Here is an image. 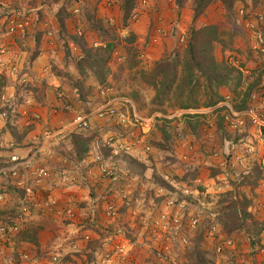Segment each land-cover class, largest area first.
I'll return each mask as SVG.
<instances>
[{
	"label": "rangeland",
	"instance_id": "rangeland-1",
	"mask_svg": "<svg viewBox=\"0 0 264 264\" xmlns=\"http://www.w3.org/2000/svg\"><path fill=\"white\" fill-rule=\"evenodd\" d=\"M193 1L194 0L189 1L191 7L193 6ZM0 3L7 5L10 9L14 8L15 10L19 11V13L26 15V18L30 23L29 14H31V12H28V10L34 7V0H10V2L8 0H0ZM234 6L238 24L236 26H238L239 31L234 32L231 29V22H229L230 19L227 20L226 10L223 6L222 0H214V2H212L207 7L204 14L197 20V26L199 27L203 26L204 24L211 25L219 23L220 27L218 30L222 43H218L215 46L213 54L218 61L226 60L229 62V64L242 72V86L239 90L244 94V92H246L248 88L252 87L251 98L248 105L252 107L256 113L263 116L264 118V53H262L258 49H255L254 42V33L258 30H261L262 32V28L264 27V0H237ZM30 27L31 23L29 25V29ZM262 33L264 35V31ZM238 34H240V36ZM103 36L105 35L103 34ZM28 37L29 33L26 39H28ZM241 37H243V40L241 42L243 44H246V48L239 41L241 40ZM187 39L188 36L183 42L181 51H185L187 47ZM0 45H8L10 47H12L13 45H15L16 47L18 46L17 41L12 39L0 40ZM16 50L18 51V48ZM16 50L13 49V51L17 53ZM23 50L30 52V54L31 52L34 53V47L29 43V41L24 45ZM17 56H19L18 53ZM29 58L30 57L24 60L23 69L15 74V76L10 75L9 77H4V82L7 86L17 85L19 89L11 88L10 91H7L9 93H6V91L3 90L4 95H0V113L2 111L6 112V108L7 110L11 109L12 111L18 110V108L13 105V101L15 98L21 97L20 101L26 100L25 96L30 93L29 91H31L34 95V75H31V69L28 71V65L30 61ZM20 72L22 73V75H20ZM35 85H38V83H35ZM14 90H16L17 93ZM59 92L63 93L64 91L60 89ZM225 94L230 95L233 98L235 97V95H231L232 93L230 94V92H226ZM230 96H226V101H228L229 103L231 101L232 103L233 98H231ZM200 98L204 99L201 97V95ZM236 102L240 103V101ZM231 105H233V103ZM47 111L49 112V110ZM167 111L170 113L167 116L165 115L167 118L161 117L159 119V117H156L154 119V124L157 121V123H159L161 126L163 124V121L167 120L168 124H171L170 126L177 128V131L179 128L183 129L182 125L179 128L177 126L181 123V120L180 114L176 113L180 112L172 110L171 108H169V110ZM203 111H207V109L202 108L198 110L199 113L195 114H205ZM50 112L48 113V116L51 115ZM175 114L179 115V117ZM207 114L215 117L213 119L215 121V124L211 125L210 123H208L210 121H205L204 119L202 128L204 130L203 133H205H202L199 138H194L195 136L184 138V136L181 135L180 137H178L179 140L173 139L165 143L163 141V151L158 150L150 145L151 142L147 141V137L144 144H138L135 149H143L144 151H141L140 153L142 157L138 154V152L136 156L138 155L142 159V161L145 160L147 164L153 163L155 166V170L153 169L152 173L146 170L142 177L128 174L127 170H125L124 162H122L121 159L111 158L112 154L110 155L109 159H107V157L104 158L101 156V158H99V155H95L93 153V156L91 155V162H93V166L95 165L96 167V173H93L92 177L95 182L89 186H96L99 184L100 187L98 189L101 192H96L93 196L95 198L91 197L92 192H89V189L85 190L82 188V186L85 185L83 184V182H85V180L88 178V170L85 172L84 167L79 166L80 163L75 164L73 163L71 158L68 157V153H71L70 144L66 140L65 142H63L64 137L68 132H64L63 134L58 135V132L62 130V126L65 122L64 113L57 112L55 115H51L49 119L43 114V116L41 115V119L39 121H36L38 123L35 122V128L37 129L36 133L39 134L35 139L36 143L34 144V133L31 134V130H34L33 124V127H30L31 130L27 136V138L30 136V138H28L29 140L27 138L25 139V141L27 140L28 142H32L30 143L31 145H28V143L26 145L32 147V152L27 157H25L24 160H27L29 157H32L35 154V158L33 160L34 178L32 173H26L24 171L20 172L18 179L3 178L0 181V188L4 192V195H6L5 201L0 204V208L3 207V205L5 206L7 203H9V206L11 205V207L14 206L15 202L12 198V195L7 194L8 189L11 188L9 187V185H12L14 188H16V192L12 193L13 196L15 197L16 195L15 198L21 197L15 215V217L18 218L17 224L19 226L24 224V227L27 228V235L25 237L31 239L34 238V213L39 216L38 218H41L42 222L39 220L41 224L48 225L50 223L48 222L50 220L48 219L50 213H48V210H44V207L41 204L37 205L38 202L46 199L49 196H53L57 203L56 207H58L59 200H61V196H63L62 194L64 193L66 194L68 192L77 191L79 194L90 196L91 198L86 204L84 203L81 205L80 202L82 201L75 200L67 202V206L74 209L76 217L75 219L70 220L65 216H62L61 219L57 220L59 222L57 224H59L61 230L64 228L69 229V233L74 232L77 235L79 234V237L81 239L89 243L90 239L92 238L88 236V234L85 235L79 233V230L84 233V230L86 228L95 227L97 225L98 227L96 229L100 231L99 235L101 241L106 242L108 241L110 234L114 238V236L117 235L118 230L121 229L123 230L122 239H126L128 242H130V244H132V246H129V250H131V248L135 250V259L137 258L141 263V261L146 262L147 258L151 259V257L154 255V250L152 249L153 246H156L157 243L156 240L154 241V237L150 234V227L148 226L149 223H152L153 221H157L156 227L160 226V221L157 216L160 213L158 212L162 209L163 211L166 210L165 205L163 204L164 201L162 200L163 197L160 196L161 193L158 189L161 188L160 182L164 179L171 184V187L173 189L176 190H174V194L172 196L176 199H180V201H184V203L186 204V208L184 211V214L186 215L185 219L196 217L198 218L199 224L195 232H193L192 234L193 241L189 244L188 248H186L188 244L186 246H182V244L179 243L180 241L177 238V235H168V241H165V243L166 245H169L171 249L167 253H164L167 254L166 258L156 257L157 255L153 257L157 264H200L201 261L199 257L194 253L196 248H198V243L200 244V250H203L206 254V260H209V258L211 260L215 259L216 264H229L230 262H232L233 264H244L242 263V260L243 257H246L247 255H249V258H252L251 260L249 259L250 261L248 260V263L264 264V249H259V245L256 244L257 236L252 232H247L248 234L245 235V239L248 245L251 246V249L240 251L239 248L235 246V248L233 249L225 250L224 253H217L215 250V248L220 245V239L226 237L231 238L234 236L233 232L239 230L241 223L236 220L233 213L234 198H238L242 202V204H250L255 200L253 199V196H261L259 203L257 202L258 208L260 207L264 210V183L256 189H253L252 187L244 183L246 172L242 171L243 168H246L247 170L251 169L252 172V170L256 168V164H259L257 160L255 162H252L253 160H248V158L246 157L245 160H243V162L241 163H235L234 161L231 162L232 158H227V154L232 151L234 143L233 145H226L225 143L219 142L217 152H209L205 153L204 155L209 158V155L210 157L215 156L220 150H222L221 156L226 159V164L224 166L225 170L224 167L211 168L214 170H218L219 172L214 175L215 179L208 180V182L203 181L205 182V185H208V187L206 186L207 188L205 189L207 190V193L206 191H203V193L197 189L193 190L190 188V186H184L183 184H179L176 182L177 176H186L185 173H183L179 169L181 168L182 164L187 162H189L190 164H195L196 160L194 159H196L197 156V154L194 153L195 150L197 152V149L200 148L199 146L202 145L201 147H203V144L209 146L206 142L207 139L203 137H206L207 134L212 132L209 130L214 126L216 127V122H218L219 117L217 112L215 111L214 113L210 112ZM141 116H143L144 118H152L150 115L145 116L141 114ZM206 120L211 119L206 118ZM94 121L92 122V125L94 124L96 126L97 124L99 126L98 128H95V130H97L98 132V135L100 134V137L101 135H103V138L105 139L118 138V140H115V142L117 141L118 146H120V143L131 144L133 141L136 142V137L140 135L139 130L134 128L135 130L129 138H122L125 130L116 126L114 123H112V121L109 122V120L106 119L102 120L103 122ZM18 123L20 124L21 122H14V124L20 127ZM24 126L25 128L29 127L26 125ZM99 128H102V130L99 131ZM111 131H117V137L109 135V132ZM242 131L246 132L247 134L246 143L249 145L248 147L255 148L256 150L254 149V151H258L257 153H260V151H262V145L264 144L262 140L264 139L260 133L259 128L253 126L250 122H248L246 124V127ZM228 132L231 131L229 130ZM47 135L50 136L49 140H46ZM228 135L229 133H225L224 137L230 138ZM158 137L162 143V135L158 134L156 140H158ZM105 139H103L102 141L103 146L107 144ZM210 139L214 142L217 141L216 139H218V137L214 136ZM119 140L120 142H118ZM49 142H56L57 144L51 145L49 144ZM146 146H149L150 150H145ZM236 149L240 151L243 148L240 147ZM61 150H63L65 155L64 153H61ZM157 151H159L158 154ZM113 155L115 156L117 155V153H114ZM67 157L71 162L67 159ZM55 158L57 160L59 158V161H57ZM101 163H103L107 168L114 170L118 177L116 181L111 183V181L107 179L100 167ZM118 163H120V165ZM260 163L264 165L263 162ZM62 165H64L65 167H63ZM42 167L47 168L48 174L47 176L42 177L41 181L38 183L35 174L37 173V169ZM200 168L201 167H199V169ZM220 168H222L223 171H221ZM155 174H157L156 176L158 177H155ZM56 175L58 178L56 177ZM146 182H152L154 185L152 184L151 187L150 184H146L145 187H142V183ZM172 182H175L178 186L174 185ZM28 188H32L34 192V200H32V206L30 205L31 208L30 211H28L29 213L24 214L22 211L23 205L26 202L25 198L27 196L26 191ZM249 190H252V194L247 192ZM109 199L110 202H113L117 206L118 214H125L124 219L121 218L123 220H117L118 215L116 217L109 218L104 214L107 205L105 203ZM161 200L163 203L160 205L159 203H161ZM230 206H232L231 209L229 208ZM123 208L125 209L122 211ZM64 209L65 208L60 210V212H62ZM79 210L84 212V215L81 219H79ZM8 212H10V210H7V213ZM93 213L95 214L93 215ZM102 213L104 215H102ZM212 214H214L213 217ZM5 217L7 218L8 216ZM259 217L263 218L261 216H258L257 218ZM54 220L50 221L54 222ZM144 222H148V225H146ZM213 224L217 225L218 230V233L215 236H211ZM80 226L85 227L83 229H79ZM143 229L145 230V232H143ZM124 232L126 233V236ZM170 232L171 231L169 230V234ZM200 232L203 234L202 238H200V236L198 235ZM253 239L255 241H253ZM251 240L253 241V244L251 243ZM254 244L255 246H253ZM5 245L6 246L3 245L2 255L0 257V262H2V264L14 263L17 258V254L21 252H28L30 253V255L35 257V254L32 251L18 250L16 248L17 245L14 246V243L11 245ZM109 246H107L106 248H108ZM97 252H99V254L97 255L96 260V257L93 256L94 252H90V249L86 253L71 252L67 253V255H62L58 252L49 254L50 251L48 252V250H42L40 251L39 255L37 254L36 256L44 258L42 261L44 262L43 264H46L47 261L52 260V256L55 254H59L61 256V260L63 261L66 260L65 257L67 256V262H62V264H97V261L103 256V254L106 252V249L104 253H101V250H98Z\"/></svg>",
	"mask_w": 264,
	"mask_h": 264
},
{
	"label": "crops",
	"instance_id": "crops-1",
	"mask_svg": "<svg viewBox=\"0 0 264 264\" xmlns=\"http://www.w3.org/2000/svg\"><path fill=\"white\" fill-rule=\"evenodd\" d=\"M8 1L10 2V0ZM189 1L191 0H184L182 3H179L177 0H147V5L141 6L142 0H136L134 8L136 9L138 6H141V17L137 22H132L129 20L130 16H126L122 10V0H34V7L32 6L33 8L28 10V12H31V14H29V20L31 23L29 37L23 41L17 40V47L15 45L12 46V49L16 50L18 48V51L16 50L19 54L17 63L19 64L20 71L23 69L24 60L30 57L28 71L31 69L30 73L31 75H34V95L31 91H29L30 93L25 96L26 100L20 101L21 97H18L13 101V105L18 108V110L14 111L20 116L19 121L21 123L19 125H23L27 122L28 118L25 116L26 112L31 113L38 111L42 116L44 114L48 119L51 115H55L53 112H50L48 107L49 103H56L59 106L63 104V102L55 100V91L58 88L66 93L69 101L75 102L76 98H78L76 95L79 94V91L74 88V85L82 78L80 72L78 71L77 63L81 58H83V54L81 48L75 43L74 38L76 36L79 37L77 34V30L79 29L83 30V35L81 37L83 38L84 43L89 47L103 46L109 41V39L114 40L112 39V36L117 39L113 43L114 50L108 65L111 72L107 81L108 88L105 89V87L101 86L94 79V77H90L85 82L86 88H84L86 89L87 98L90 103H92L94 107L98 108L108 102L115 103L119 101H127L135 107L140 115H150L155 118L160 117V115L164 116L163 113L156 110V106L153 104V100L157 95V89L155 81H152V76H154L158 62L174 57V55L183 47V42L181 41L182 37H187V32L193 24V10ZM76 6H79L81 10V14L78 17L75 16L72 11ZM86 10L89 15L92 14L93 16L92 20L94 21L91 23L86 19ZM103 24L110 27V30L113 31V35L111 37L106 35L102 36L100 30L97 29V27H100ZM238 35L240 36V34ZM242 40L243 37H241V40L239 41L246 48V44H243L241 42ZM28 41L31 45H33L34 53L31 52L30 54V52L23 50L24 45L28 43ZM116 42L117 44H115ZM20 75H22V73ZM6 76L9 77L10 75L8 73H6V75L0 74V78ZM35 83H38V85H35ZM11 88L19 89L17 85H13L5 87L3 90L6 91V93H9L7 91H10ZM37 90H44L46 98H44L45 105L42 104V101H38L42 98V94L38 93ZM14 91L17 93L16 90ZM1 94L4 95V92ZM84 103L87 104L88 102L84 101ZM47 110L51 113L50 116H48L49 112ZM214 110L215 109H207V111H203L205 113L203 114L205 115V121H210L208 123L211 125L215 124V121L213 120L215 117L208 115L207 113H214ZM59 112L61 113L62 111ZM176 114L181 115V112ZM176 116L179 117V115ZM206 118L211 120H206ZM94 122L103 121L95 120ZM32 124L34 125V130H31V134L34 133L33 138L35 144V139L39 134L36 133L37 129L35 128V122ZM33 125H31V128ZM96 127L98 128L99 126L96 124ZM214 127L209 130L212 132L207 134L206 137L202 136L207 139L206 142L209 146L203 144V147H201L202 145H200V148L197 149L199 152H196V150L194 152L197 156L196 159H194L196 160V163L193 165L202 168V170L200 168V177L196 181V184L200 185L206 193L207 190L205 189L208 185H205V182L203 181L208 182V180L215 179V176H213L211 172L214 169L211 168L224 167L226 164V159L221 156L222 150L212 157L207 154L209 155V158L204 155L209 152H217L219 142L225 143L226 145H233L234 143L232 151L227 154V158H232L231 162L234 161L235 163H241L246 157L248 160H253L252 162L257 160L259 164L264 161L262 159L264 155V144L262 145V151H260V153H257L258 151L251 152V150L255 148L248 147L249 145L246 143V132L242 131L231 133L228 132L229 130H227V128L218 131L217 128ZM99 129V131L102 130V128ZM224 132L226 134L229 133L228 136L230 138L224 137ZM109 135L117 137L118 133L117 131H111L109 132ZM214 136L218 137V139L213 142L210 138H213ZM28 138H30V136ZM112 139L113 138H111V140ZM262 141L264 143V140ZM24 143L25 146L19 147L15 142H13L12 135L8 130H6V121L1 112L0 164L12 156H18L22 159L27 157L32 152V147L26 145L27 143L29 145L32 142L24 140ZM49 144L56 145L57 143L49 142ZM240 147L243 149L240 151L236 149ZM100 150L101 148L99 149V145L96 144L94 149L91 151L92 153L90 152L87 159L79 165L80 167H84L85 172L88 170V178L85 182H83L85 185L82 186V188L85 190L89 189V192L92 189H96L99 193H101L98 189L100 187L99 184L96 186H89L95 182L92 174L96 173V167L95 165L93 166V162H91L93 156L92 154L94 153L95 155H99V158H101ZM141 151L144 150L135 149L134 154L136 155L138 152L141 156ZM137 158L142 161L138 155ZM57 161H59V158ZM62 166L65 167L64 165ZM220 169L223 171L222 168ZM147 171L152 173L153 169L149 168ZM242 171L246 172L245 177L251 174V169L247 170L246 168H243ZM172 183L176 185L175 182ZM263 183L264 180L260 182L257 187L261 186ZM146 184H150L151 186L153 183H142V187H145ZM9 187L11 188L8 189L7 194L12 195L15 204L11 207V205L9 206V203H7L5 206L3 205V207L0 208V222L1 220L4 221V219L14 218L20 202L21 197H17V199L15 198L16 195L14 197L12 194L16 192V188L12 185H9ZM247 192L252 194V190ZM62 195L61 200H59V206L57 207V210L59 211L66 208L68 201H82L80 202L82 205L84 203L86 204L91 198L90 196L79 194L77 191L68 192L66 194L64 193ZM260 198L261 196L256 197L255 195L253 196V199L255 200L253 203H250L252 206L250 207L249 212L251 213V218L255 221L264 220V210L260 207L258 208ZM7 210H10V212L7 213ZM160 212L162 211L159 210L158 213ZM48 213H50L48 219H55L54 222L50 220L48 221L50 222L48 224L49 226L41 224L39 222V220L42 222L41 218H38L39 216L34 213V230L38 229L37 236L39 239V248L34 246L29 241H16L13 238L9 244L11 245L14 243V246L17 245L16 248L18 250H29L35 255L40 253L42 250H48V252L50 251L49 254L58 252L62 255H67V253L71 252L86 253L89 249L90 252H96V255L99 254V252H97L100 249L98 248L99 246H94L92 244L100 239V231L96 229L98 227L97 225L95 227L86 228L84 233L79 230V233L85 235L88 234V236L92 238L90 239L91 241L87 243L79 237V234L77 235L74 232L69 233L68 231L70 230L65 228L61 230L59 224H57L59 223L57 220L62 217L61 215L49 211ZM79 213V219H81L84 212L79 210ZM94 214L95 213H93V215ZM102 215L104 214L102 213ZM5 216L8 217L6 218ZM258 216L263 218H257ZM250 221L252 220L250 219ZM84 227L80 226L79 229H83ZM21 228L24 229L26 227H24L23 224L20 226V229ZM143 232H145L144 229ZM233 234L234 236L231 238L235 240L236 246L240 251L251 249V246L248 245L245 239V235L248 234L245 229H239L238 231L233 232ZM124 243H126L128 247L132 246V244H130V242L126 239ZM134 252L135 250L131 248V257L135 260L136 264H150L148 258L146 259V262L141 261L140 263L137 258L135 259L136 252ZM248 256L249 255L243 257L242 263L251 264L248 263V260H251L252 258H249ZM229 264L233 263L230 262Z\"/></svg>",
	"mask_w": 264,
	"mask_h": 264
},
{
	"label": "trees",
	"instance_id": "trees-1",
	"mask_svg": "<svg viewBox=\"0 0 264 264\" xmlns=\"http://www.w3.org/2000/svg\"><path fill=\"white\" fill-rule=\"evenodd\" d=\"M122 10L126 16H131V13L135 9L136 0H122ZM179 3H182L184 0H177ZM237 0H222L223 6L226 10V16L227 20L231 22V29L235 31H239L237 24V16L235 12V2ZM214 2V0H194L193 1V24L188 30L187 36V47L185 51H178L174 57L166 60H162L157 63L156 70L154 73V76H152V81L154 80L156 83V89H157V95L153 100V104L156 106V110L159 112H162L164 116H160L163 118H167L166 116L170 113L167 111L169 108L175 111H180V120L181 123L178 124V128L182 125L183 129H178L176 127L170 126L171 124H168L167 120L163 121V124L160 126L159 123L154 124V130L148 135V142H151L150 145H152L154 148L158 150L164 149V143L169 142L173 139L179 140L178 137L181 135L184 136V138H189V136H195L194 138H199L203 133V120L205 115L203 114H195L191 113L190 111H198L200 109H215L214 111L217 112L219 120L216 122V128L218 131L224 130L226 128L224 123L223 114L226 111L225 107H219V105L226 101V92H230L231 95H235L233 98V108L236 111H246L250 110L252 107H250L249 101L251 98V92L252 87L248 88L246 92L241 93L239 90L242 86V78L243 74L242 72L229 64L228 61L222 60L218 61L214 56V50L215 46L218 43L221 42V38L219 35V23L216 24H204L203 26H197V20L204 14L207 7ZM84 5V4H83ZM87 7V6H86ZM85 7V8H86ZM83 13V9H82ZM81 14V13H80ZM86 19L90 23L94 20L92 14L89 15L86 10ZM106 25H101L100 27H97L98 30H100L102 36L103 34L106 36H112L113 31L110 30V27H107ZM264 31V27L262 28ZM261 31V30H260ZM262 31V32H263ZM244 34V33H243ZM111 40L104 44L103 46L98 47H89L87 44L84 43V40L81 36H76L74 38L75 43L81 48L83 58H81L77 63L78 71L80 72V75L82 76L81 80L74 85V88L78 89L79 94L76 95L78 98H76L75 102L69 101L66 93L63 92V96L59 97L58 92L60 91V88H58L55 91V100L61 101L63 104L59 106L58 104L49 103L48 109L54 113V111H62L65 115V122H70L75 115L77 114H88L91 113L93 110L96 109L90 103V101L87 98V92H86V85L85 82L90 77H94V79L105 89L108 88V78L111 75L110 68H109V62L111 60V55L114 50V42L117 40L114 36H112ZM111 40V41H110ZM232 43V42H231ZM117 44V42L115 43ZM66 49V48H65ZM67 51V50H66ZM5 78H0V95L3 92V89L7 87L5 84ZM85 87V88H84ZM38 91V90H37ZM90 91V90H89ZM38 93L42 94V98L38 100L39 102L42 101V104L45 105V93L44 90L38 91ZM200 95L202 98H200ZM229 97V98H230ZM45 98V99H44ZM88 102L87 104L84 103ZM236 101H240V103H237ZM231 103V101H230ZM231 103V104H232ZM66 106L72 107V112H67L64 110ZM61 108V109H60ZM3 116L5 117L6 121V130L10 132L12 135V140L17 144V146L22 147L25 146L24 140L27 138L28 134L30 133L31 126L25 128V124L20 127L14 122L19 121V115L12 111L11 109L6 108V112L2 111ZM166 115V116H165ZM112 121L111 119H106ZM116 126L122 128L125 130V136L123 134L122 138H129L131 134L134 132L133 127L125 128L124 126L120 125L117 122H113ZM19 124V123H18ZM96 126L93 124L90 125L88 129L85 130H74L69 131L67 135L64 137V141H68L70 144V151L68 153V157L71 158V160L76 163H81L87 157L90 155V152L92 149H94V146L96 144L99 145L101 157H104L109 159L110 155L112 154L111 158L121 159L122 162H124L125 170H127L128 174L130 175H136L142 177L144 172L148 168H152L155 170L154 164H147L144 161H140L137 156L134 154V152L127 153L124 150H119L117 141L118 138H103V135H98L97 130H95ZM156 129V130H155ZM177 132H176V131ZM129 131V132H128ZM131 132V133H130ZM158 134L162 135V143L157 139ZM262 137L264 139V128L262 129ZM102 138V139H101ZM105 139L106 143L104 146L102 145V141ZM156 140V141H155ZM158 141V142H157ZM120 142V141H118ZM158 143V144H157ZM108 147V148H107ZM118 149L117 155H113L116 153V150ZM161 152V151H160ZM61 153H64L63 150H61ZM92 153V152H91ZM159 151H157V154ZM65 155V153H64ZM67 157V158H68ZM152 159V157H151ZM154 159V158H153ZM104 160V159H103ZM11 164V159H7L5 162L0 164V169L3 167H7ZM120 165V163H118ZM256 168L253 169L250 175L246 176L244 178V183L253 189L256 188L260 182L264 180V165L256 164ZM182 168V169H181ZM180 171L185 173L186 176L183 177H176V182L183 184L184 186L187 185L190 186L191 189H197L201 192H203V188L196 184V181L200 177V169L199 166H194L193 164H190L189 162L183 163L181 166ZM173 171V170H172ZM175 171V170H174ZM212 175H216L218 170H212ZM157 174H155V177ZM184 175V174H183ZM255 175V176H253ZM108 180L113 183L111 177L106 176ZM105 177V179H106ZM246 180V181H245ZM260 181V182H259ZM156 183V181H155ZM161 188L170 191L171 195H173L174 190L171 187V184L168 183L166 180H161L160 182ZM176 191V190H175ZM92 198L95 195V193L98 191L96 189H92ZM162 199V198H161ZM164 199V197H163ZM162 199V200H163ZM233 199V198H232ZM160 200V199H159ZM161 200L160 205L163 203ZM233 213L235 215L236 220H238L241 224L239 229H245L246 232H252L255 233L257 236L256 244L259 245V249H264V220L263 221H255L251 218V213L249 212L251 204H242V202L238 198L233 199ZM180 201V199H179ZM110 202V199L107 200L105 204H108ZM104 204V205H105ZM158 204V205H159ZM230 209L232 206L229 207ZM125 208L122 209V211ZM125 214L122 215L118 214L117 220H123ZM220 217V216H219ZM123 218V219H121ZM250 219L252 221H250ZM17 217L14 218H8L1 220L0 224H4L7 227L16 228V232H14L13 239L16 241H29L34 246H37L39 248V239H38V229L34 230V238L28 239L25 236L27 235V228H21L17 224ZM249 221V222H248ZM116 233V230H115ZM125 236L126 233L124 232ZM193 234V233H192ZM192 234L189 237V241L186 244H183L189 247V244L192 243ZM152 235V232H151ZM200 238L203 237V234L200 232L198 234ZM153 236V235H152ZM154 237V236H153ZM195 238V237H194ZM112 235L110 234L108 241L103 242L100 240H97L93 242L92 244L95 246H99L98 248H101V253H104L105 249L107 250V246L112 245ZM156 240V237H154V241ZM203 240V239H202ZM91 241V240H90ZM253 241H255L253 239ZM253 241L251 240V243L253 244ZM156 246H153L154 250L153 256L151 259H149L150 264H157L155 259L156 257L160 256L158 255L157 248L158 246L162 245L159 242H156ZM91 244V245H92ZM182 245V246H183ZM198 243V248L195 250V255H197L200 259V264H216V260H206V254L203 250H200ZM151 246V247H152ZM255 246V244L253 245ZM235 251V250H234ZM100 252V251H99ZM39 255V253H38ZM41 255V254H40ZM98 255V254H97ZM96 252L94 253L95 260L97 259ZM104 255V254H103ZM167 254H162L161 258H166ZM214 256V255H213ZM46 257V256H45ZM35 260L41 261L44 258L43 257H37L35 255ZM67 260V256L65 257ZM63 261V263L67 261ZM205 260V261H204ZM99 261V260H98ZM97 261V264H98ZM96 262V261H95ZM95 264V263H94Z\"/></svg>",
	"mask_w": 264,
	"mask_h": 264
},
{
	"label": "built area",
	"instance_id": "built-area-1",
	"mask_svg": "<svg viewBox=\"0 0 264 264\" xmlns=\"http://www.w3.org/2000/svg\"><path fill=\"white\" fill-rule=\"evenodd\" d=\"M147 0H142L141 6H146ZM141 6L137 7L130 16V21L137 22L141 17ZM75 16H79L81 10L79 6H76L73 10ZM29 21L26 18V15L19 13V11L14 8L10 9L7 5L0 3V40H25L29 33ZM77 34L79 36L83 35V30H77ZM185 37H182V42L185 41ZM254 42L255 49L260 50L264 53V35L258 30L254 33ZM17 53L13 51L12 47L8 45H0V74L15 76L20 71L19 64L17 63ZM64 94L58 92V96L62 97ZM219 107H225L226 111L223 114L224 123L227 130H230L233 133L241 132L248 122H250L253 126L259 128L260 133L262 134V129L264 128V118L254 111L253 108L246 111H236L233 106L225 101L219 105ZM67 112H72L71 106H66L64 108ZM59 111H54L56 114ZM201 112V111H199ZM198 111H191V113H199ZM25 116H27L26 126H31L33 122L39 121L41 119V113L37 112H26ZM111 119L113 122H117L125 128L133 127L139 130L140 135L136 137V142H132L131 144H122L118 146L119 150H124L127 153H131L135 151V148L138 144H144L146 137L152 132L154 119L152 118H144L141 116L138 111L131 105L130 102L127 101H119L115 103H106L91 113L88 114H77L70 121L63 124L62 130L58 132V135L63 134L64 132H71L74 130H85L90 127L94 120H104ZM50 136L47 135V139L49 140ZM145 150H150L149 146L145 147ZM118 149L116 150V153ZM146 152V151H145ZM254 152V149L251 150ZM35 158V154L32 157H29L27 160L21 159L18 156L11 157V164L7 167H3L0 169V181L3 178L10 179H18L21 171L26 173H32L34 178V164L33 160ZM264 160V155L263 158ZM264 162V161H263ZM105 163V162H103ZM103 163H101L100 167L105 174V176L111 177L113 181L118 179L114 170L107 168ZM48 170L46 167H42L37 169V173L35 174L36 180L39 183L41 178L47 176ZM161 193L160 196L164 197V205L166 210L160 212L158 216L160 221V226L156 227V222H152L150 229L152 235L156 237V242L161 243L162 245L158 246L157 251L158 255L161 257L162 254L167 253L171 247L166 245L165 241H168V235H177L179 239V243L186 244L188 242L189 237L193 232H195L198 226V218L194 217L191 219H185V208L186 204L184 201H179V199L174 198L170 191L165 190L163 188H158ZM26 202L23 205V213L27 214L30 211L32 206V200H34V192L32 188H28L26 191ZM5 201V195L0 188V204ZM41 204L44 209L49 212H54L58 215L65 216L67 219L73 220L76 217L74 209L72 207L67 206L62 212L57 210L56 200L53 196H49L46 199L37 203V205ZM31 205V206H30ZM34 205V202H33ZM104 214L113 218L118 215L117 206L113 202H109L106 205ZM214 214H212V217ZM148 225V222H144ZM153 224V225H152ZM158 224V223H157ZM16 228L7 227L4 224H0V257L2 255L3 245L11 243L14 232ZM169 230L171 231L169 234ZM217 225H212L211 236L217 235ZM150 232V234H151ZM123 238V230H118L117 235L112 239V245H110L104 255L99 259L98 264H136L135 260L131 257L129 247ZM220 245L215 248L217 253L225 252V250L233 249L236 246V242L233 238L226 237L220 239ZM37 261L35 258L30 255L28 252H21L17 254V258L14 263L10 264H43L44 262ZM2 264V262H0ZM5 264V263H4ZM46 264H62L61 256L59 254H55L52 256V260L47 261Z\"/></svg>",
	"mask_w": 264,
	"mask_h": 264
},
{
	"label": "clouds",
	"instance_id": "clouds-1",
	"mask_svg": "<svg viewBox=\"0 0 264 264\" xmlns=\"http://www.w3.org/2000/svg\"><path fill=\"white\" fill-rule=\"evenodd\" d=\"M11 159V158H10ZM164 201V200H163ZM160 211H163V210H160ZM159 216V215H158ZM154 222V221H153ZM151 226V222L149 223V226L148 227H150ZM150 232H151V229H150Z\"/></svg>",
	"mask_w": 264,
	"mask_h": 264
}]
</instances>
